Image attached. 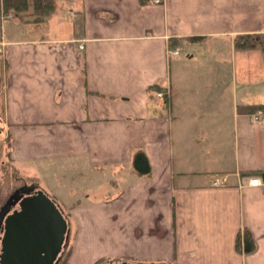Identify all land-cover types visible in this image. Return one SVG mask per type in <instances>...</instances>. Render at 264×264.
<instances>
[{"label": "crops", "instance_id": "0c3cea01", "mask_svg": "<svg viewBox=\"0 0 264 264\" xmlns=\"http://www.w3.org/2000/svg\"><path fill=\"white\" fill-rule=\"evenodd\" d=\"M55 3L34 24L0 0V166L117 174L116 195L78 208L85 246L120 243L145 263L264 264V126L246 112L264 105V56L234 46L264 35V0ZM139 149L149 176L133 167ZM243 230L247 255L234 247Z\"/></svg>", "mask_w": 264, "mask_h": 264}, {"label": "rangeland", "instance_id": "374dc122", "mask_svg": "<svg viewBox=\"0 0 264 264\" xmlns=\"http://www.w3.org/2000/svg\"><path fill=\"white\" fill-rule=\"evenodd\" d=\"M186 54V51L182 52L181 57L185 59ZM4 148V144L0 142V163ZM13 169L15 171L10 169L5 174V179H7L5 181L6 188H4L2 193L4 200L1 205L5 203L9 195L19 190V188L31 187L33 185L39 186L38 182H40V185L49 196L56 200V202L58 199L60 208L66 219L69 220L70 235L62 254V258L70 255L68 257L69 264H106L111 260L117 259L137 263L147 262L146 259L131 258L129 256L130 253L122 250L124 245L120 243L116 245L118 248L120 247L119 251H115L117 254H113L111 253L112 249H115L116 246L111 244H96L93 246L89 244L85 246L83 245L85 242L80 241L79 237L81 232H83L81 229L83 225L82 217L84 216L83 218L88 222L90 221V216H88L89 214L78 215V208H85L87 204L101 201L106 196L116 195L120 191L121 185L124 184V181L117 178V174H100L97 171H89V168L86 167L75 168L60 165L57 170L53 172L48 171L41 178L34 173L27 174L22 171H16L15 168ZM84 169L88 172L85 173ZM80 172H84V174H80ZM2 178L3 174L0 166V182ZM127 179L129 178L127 177ZM80 204L81 206H79ZM86 228V230H89L88 226ZM85 236L88 238V233H85Z\"/></svg>", "mask_w": 264, "mask_h": 264}, {"label": "water", "instance_id": "95a60500", "mask_svg": "<svg viewBox=\"0 0 264 264\" xmlns=\"http://www.w3.org/2000/svg\"><path fill=\"white\" fill-rule=\"evenodd\" d=\"M69 235V220L39 186L19 188L0 206V264H57ZM106 264L168 263L117 259Z\"/></svg>", "mask_w": 264, "mask_h": 264}, {"label": "trees", "instance_id": "16d2710c", "mask_svg": "<svg viewBox=\"0 0 264 264\" xmlns=\"http://www.w3.org/2000/svg\"><path fill=\"white\" fill-rule=\"evenodd\" d=\"M151 2V0H139V3L143 5H147ZM56 3L55 0H3V9L6 13H14L16 14L20 19L29 18L30 21L34 24H39L51 15H53L56 11ZM199 40V38H190V42H196ZM177 45L176 41L171 42V47H175ZM234 46L238 50H253L256 48H259L261 50L262 55L264 56V35L263 34H256V35H244V36H237L234 41ZM2 86V80L0 78V90ZM246 112L252 113L257 112L259 110L264 111V105H259V107H253V108H247ZM243 111V110H242ZM244 112V111H243ZM7 146H11V142L9 141L7 143ZM10 152V151H9ZM134 161H133V167L136 171V173L140 176H149V174L152 171V168L149 163L148 157H146V154L143 150L139 149L136 150V153L134 154ZM13 166V162L10 161V159L7 157L6 160L1 165L3 178L0 182V205L3 202L4 198L2 196L5 186L6 173L12 169L15 171ZM6 169V170H4ZM260 175L264 178V172H261ZM237 238L235 241V249L238 254H250L255 249L254 241L249 234L248 231L243 230L242 232L237 234ZM63 251L60 253V257L58 259L57 264H69L70 255L68 257H63Z\"/></svg>", "mask_w": 264, "mask_h": 264}, {"label": "built area", "instance_id": "2783aa9c", "mask_svg": "<svg viewBox=\"0 0 264 264\" xmlns=\"http://www.w3.org/2000/svg\"><path fill=\"white\" fill-rule=\"evenodd\" d=\"M156 2H159V0H155ZM169 54L172 56H178L181 52V48L176 47V48H169ZM1 52V50H0ZM167 93L165 91L158 92L157 97L164 99ZM251 116V122L255 125H262L264 126V111L259 110L258 112H255L250 115ZM224 182V181H223ZM258 184V180H250L249 181V186H256ZM215 185H218V183H215Z\"/></svg>", "mask_w": 264, "mask_h": 264}]
</instances>
